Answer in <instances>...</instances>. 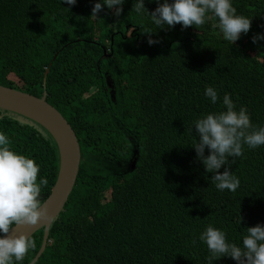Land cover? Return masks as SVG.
Returning a JSON list of instances; mask_svg holds the SVG:
<instances>
[{"label":"trees","instance_id":"trees-1","mask_svg":"<svg viewBox=\"0 0 264 264\" xmlns=\"http://www.w3.org/2000/svg\"><path fill=\"white\" fill-rule=\"evenodd\" d=\"M96 2L0 0V86L36 98L44 92L81 152L75 185L35 264H208L198 235L209 224L238 246L247 227L264 224V146L235 159L240 185L226 198L213 194L220 201L213 206V184L188 152L193 122L221 111L225 93L264 126V40L252 42L264 34L255 23L264 0H233L237 14L255 22L232 44L214 36L211 14L201 26L160 28L147 14L156 0H144L142 13L136 0H124L119 17L102 5L92 18ZM208 86L217 90L215 104L204 95ZM0 131L40 165L37 182L48 181L42 203L58 173L54 140L8 116ZM42 233L31 236L35 247L19 264L35 257Z\"/></svg>","mask_w":264,"mask_h":264},{"label":"clouds","instance_id":"clouds-1","mask_svg":"<svg viewBox=\"0 0 264 264\" xmlns=\"http://www.w3.org/2000/svg\"><path fill=\"white\" fill-rule=\"evenodd\" d=\"M76 2L77 0H60V3H67L69 6L75 5ZM156 2L158 6L149 14L144 6V0H136L135 11L137 13L146 11L152 22L160 28L165 25L171 27L176 23H180L182 27L201 26L211 14L218 20V24L212 19L208 20L215 27L214 36L231 44L240 38L241 33L247 34L251 22H255L252 17L237 14L233 0H171V2L163 0L162 3L156 0ZM123 3L124 0H98L91 9L90 17L97 18L102 5L114 9V15L119 17ZM255 23L264 31V11H261ZM259 40H264V34L252 37L254 44ZM158 42L151 38L147 41L149 45ZM203 48H205L203 51L209 52L208 49L212 50V44ZM204 95L213 104L218 100L217 90L211 86L204 89ZM222 103L224 108L221 111L207 113L193 122L196 139L192 141L188 151L205 178L213 184L210 190L211 206L220 202L214 195L223 199L229 196V192L238 189L240 180L231 170L235 159L244 156V151L251 152L259 146H264V126L253 118L249 109L241 106L237 110L236 103L227 93L224 94ZM11 114L19 116L0 109V120L6 116L12 118ZM21 118L23 121L15 120L20 125L31 122L24 117ZM11 145L9 136L0 131V264H19L23 261L26 254L35 247L31 236L40 229L43 230L42 242L44 240L43 228L30 236L22 233L9 235L14 226L35 225L42 219L51 220L47 210L42 207V203L48 197L42 203L39 199L42 187L48 183L47 178L40 176L37 182L40 165L33 158L16 152ZM124 166L116 163L117 168L124 169ZM54 220L47 228L44 250L51 241L49 230ZM238 223H241L240 216ZM198 239L207 246L208 264H213V261L221 257H230L237 264H264V224L247 227L242 245L239 246L229 242L225 232L211 224L199 233Z\"/></svg>","mask_w":264,"mask_h":264},{"label":"water","instance_id":"water-1","mask_svg":"<svg viewBox=\"0 0 264 264\" xmlns=\"http://www.w3.org/2000/svg\"><path fill=\"white\" fill-rule=\"evenodd\" d=\"M46 75V73H45ZM45 84V76L43 86ZM43 92L40 98L0 86V109L24 117L42 127L54 140L59 154V166L55 184L42 203L51 220H40L35 225L14 226L9 235H32L40 228L44 229L42 245L30 264H35L45 247V237L50 223L59 215L76 181L81 154L75 133L62 115L46 101ZM134 161L131 167H134Z\"/></svg>","mask_w":264,"mask_h":264},{"label":"rangeland","instance_id":"rangeland-1","mask_svg":"<svg viewBox=\"0 0 264 264\" xmlns=\"http://www.w3.org/2000/svg\"><path fill=\"white\" fill-rule=\"evenodd\" d=\"M216 33V32H215ZM220 36H222V33H220ZM11 117L14 119V120H17V121H23V119L19 116H16V115H13L11 114Z\"/></svg>","mask_w":264,"mask_h":264}]
</instances>
